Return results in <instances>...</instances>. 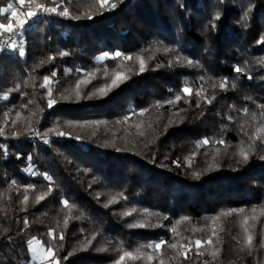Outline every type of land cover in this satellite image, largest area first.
<instances>
[{
    "label": "trees",
    "instance_id": "obj_1",
    "mask_svg": "<svg viewBox=\"0 0 264 264\" xmlns=\"http://www.w3.org/2000/svg\"><path fill=\"white\" fill-rule=\"evenodd\" d=\"M57 2L70 15L26 25L23 57L0 52V264H26L32 237L53 247L59 264H115L123 251L152 252L147 245L179 239L173 227L183 243L213 230L218 239L202 256L193 247L186 260L162 247L150 264H264V144L255 142L247 163L236 154L264 124V0H122L110 11L95 0ZM36 3L55 6L34 0L33 10ZM9 5L26 18L28 0H0V23L11 17ZM102 54L110 57L98 60ZM117 73L128 78L106 95L61 98L74 95L77 81L87 95ZM54 125L68 135L50 132ZM132 209L154 213L151 226L129 227L141 219L122 215ZM248 235L251 249L242 247Z\"/></svg>",
    "mask_w": 264,
    "mask_h": 264
},
{
    "label": "snow or ice",
    "instance_id": "obj_2",
    "mask_svg": "<svg viewBox=\"0 0 264 264\" xmlns=\"http://www.w3.org/2000/svg\"><path fill=\"white\" fill-rule=\"evenodd\" d=\"M26 0H19V4L21 6L25 5ZM122 2V0H95V6H98L101 10H112L115 9L118 6V3ZM34 3V0H28V11L26 12L25 19H19V13L15 10V8H13L12 5H9V8L12 9L11 12V17L8 19L7 23H0V33L2 34H6L5 38L0 40V52H5L8 50H11L12 52L18 54L20 57H23L26 53H25V48H24V39H23V32L25 30L26 25H28L29 23L33 22V21H39L43 18V16L45 14L47 15H59V16H64L67 17L70 15L69 10L67 7H64L62 3H58L57 0H50V3L55 4V6H45L44 4L41 3H36L35 4V10L32 9V4ZM63 7V10L60 11L59 9ZM9 8H5L3 9L4 12H7L9 10ZM247 16V13H245V17ZM79 18V17H77ZM88 19H92V15H88L87 17ZM13 19H15V23H13ZM215 19H219V14H217V16L215 17ZM214 27V25H213ZM261 42H264V40H262ZM165 52H168L169 49L165 48L164 49ZM66 53H61V55H65ZM123 54L119 51L115 52L114 56L115 57H121ZM49 59H52L51 57ZM125 59L131 60L133 59L132 57H125ZM139 60L140 63V71L143 72L144 71V60L142 57H138L137 58ZM177 63L180 62V57L177 56L176 58ZM187 64L191 65L193 64V61L191 60H186L185 61ZM171 64V61L169 62ZM236 72H242L243 69L240 67H236L235 68ZM53 76H55V73L52 74ZM127 76H123L121 77L120 73H117L111 80V84L110 85H106L104 88L101 89H97L95 92H89L87 93V95H84L80 90H79V84L81 83V81H77V88L75 90L74 95H66V96H62V99H66V100H71V99H75V100H80V99H90L92 98V96L94 95H106L107 91H110L111 88L113 87H118L120 83L123 82L124 79H127ZM251 78V77H249ZM90 83V81H89ZM51 81L49 79V77H45L44 78V83L41 84V87H48V107L52 108L57 101L55 99L52 98L51 96V87H50ZM221 88H225L227 86V81H222L219 85ZM233 87H235V85H232ZM182 92L187 94V95H192V89L185 86L182 89ZM197 95H200V92L198 91L196 93ZM6 98V97H5ZM182 99V97L180 95H177L175 97V101H167V103H175L178 102ZM208 103H211L210 100L207 101ZM157 107H159V102L157 103ZM262 111H261V116L264 117V106H261ZM142 111H147V110H142ZM244 113L247 114L248 113V109L245 108ZM7 115V114H5ZM17 116H19V113H17ZM253 119H256V115L253 114ZM125 121L129 119V117H125L124 118ZM229 119H232L231 117H229ZM15 123V121L13 122ZM69 124V126L75 127L77 125L73 124L72 122H67ZM119 123V121L117 122ZM80 127H84L85 125H79ZM58 127V125H54L53 129H50V132H53V134L58 135V136H65L68 135L66 133H64L63 131H55V128ZM243 130V127H242ZM261 133H264V124H261L260 127L256 128L255 133L249 137V143L247 145V150L246 148L243 146V144L239 147L238 149V154L240 157V160L238 162L240 163H247L248 159H249V155H250V151L252 149H254L255 147V142L256 141H260V143L264 144V135H261ZM3 134V129L0 128V135ZM141 135H143V133H140ZM247 135V133H245ZM93 135H95V133H93ZM74 139L79 140L80 137H71ZM45 142H49L47 139H45ZM210 143V141L205 138L202 141L197 142V146L199 147L201 144L203 145H208ZM215 143H219L221 145L225 144V142L223 140L220 141H216ZM120 149H117V151H119ZM219 152V149H217V153ZM19 158V156H18ZM29 160L31 159V157H28ZM213 159H215V157H213ZM261 159H264V156L261 157ZM214 165H209V168L213 167ZM194 175L199 176V173H194ZM47 179L49 181H51V177H47ZM15 183V182H13ZM49 191H51V189H49ZM46 195V194H45ZM122 196V194H121ZM28 196L24 195L23 197V201L27 202L28 201ZM44 199V195H41L38 197V200H42ZM116 202V198L113 197L112 200L109 201V204ZM63 204L67 207L68 206V201L64 200ZM107 207V205H105ZM133 212H139L141 215V219L137 220L136 223L134 224H130L129 227H146V226H151L148 221H147V217L151 216V215H155L154 213H149L147 209L142 210V212H140V210L137 209H132L131 211H125L122 213V215L125 216H129L132 215ZM240 213L243 212V210H239ZM253 212H255V209H253ZM232 212H228L225 213V215H231ZM80 217H77V219H79ZM255 217H253L254 219ZM187 217H184L183 220H187ZM219 217H214L213 221L218 220ZM247 220L248 217L245 216L242 222V227L244 225L247 224ZM25 224H27V220L24 221ZM179 223V221L177 222ZM65 224H67V220H65ZM173 236L174 237H179V239H175L174 242L169 243L163 239H161L159 242L157 243H152L147 245V248L152 249V252H145L143 251L144 246H141L140 248H137L135 250V254L133 251H123L118 259L115 261V264H127V261H136V260H146L147 262H150L154 259L157 258L161 255L160 250L162 249V247H167L168 249H171L174 251L175 256L173 257V259H179V258H183V259H188V253L193 251V247L195 248V254L197 256H202L204 255V252L201 251L202 248H212L213 247V237H217L218 239V233L213 230L211 232V234L204 240L201 239H196L195 241L192 240H188L187 243H183V238L181 236V234L179 232H177L176 228L173 227L171 229ZM197 231V230H194ZM244 231L245 233L248 232V228L244 227ZM49 235L52 236V230H49ZM53 239H56V237L53 236ZM63 234H60L59 236V240H63ZM91 243V240L87 241V244L84 245V247H87L88 244ZM28 244V249L29 251L33 254L34 257H37L41 260H49V258H51V264H59V261L56 260V253L53 249V247L49 246L47 249H44L43 246L41 245V247H35L34 244H40V241L36 240L35 237H32L31 239H29L27 241ZM262 247H264V241H262ZM242 247H247L248 249H251L252 247V236L248 235L247 236V241L246 244L242 245ZM98 250H106V249H98ZM117 251L119 252L120 250L117 249ZM219 252V248H216L214 251L210 252V255L215 258L216 255ZM72 253H69V255H71ZM159 264H165L163 259H160ZM203 264H207V261H204Z\"/></svg>",
    "mask_w": 264,
    "mask_h": 264
},
{
    "label": "rangeland",
    "instance_id": "obj_3",
    "mask_svg": "<svg viewBox=\"0 0 264 264\" xmlns=\"http://www.w3.org/2000/svg\"><path fill=\"white\" fill-rule=\"evenodd\" d=\"M14 8V7H13ZM16 10V9H15ZM35 10V9H34ZM9 12H10V16H11V12H12V9L11 8H9ZM19 19H23L22 17H20V15H19V17H18ZM16 21H15V19H13V23H15ZM107 57H110V55L109 54H102V55H99L98 57H97V59L98 60H102V59H105V58H107ZM36 240H38V239H36ZM39 241V240H38ZM41 242H40V244H34V246L35 247H41ZM43 246V245H42ZM44 248V247H43ZM45 249V248H44ZM28 252H29V260H28V262L26 263V264H51V258H49V260H41V259H39V258H37V257H34L33 256V254L29 251V249H28Z\"/></svg>",
    "mask_w": 264,
    "mask_h": 264
},
{
    "label": "built area",
    "instance_id": "obj_4",
    "mask_svg": "<svg viewBox=\"0 0 264 264\" xmlns=\"http://www.w3.org/2000/svg\"><path fill=\"white\" fill-rule=\"evenodd\" d=\"M5 36H6V35H5ZM4 38H5V37H4ZM4 38H3V39H4Z\"/></svg>",
    "mask_w": 264,
    "mask_h": 264
}]
</instances>
